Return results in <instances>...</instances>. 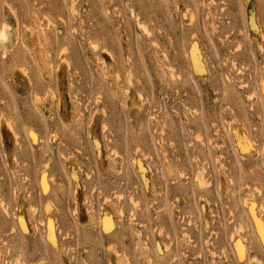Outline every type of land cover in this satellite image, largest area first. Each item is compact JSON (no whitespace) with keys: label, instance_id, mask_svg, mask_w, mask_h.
Instances as JSON below:
<instances>
[{"label":"rangeland","instance_id":"1","mask_svg":"<svg viewBox=\"0 0 264 264\" xmlns=\"http://www.w3.org/2000/svg\"><path fill=\"white\" fill-rule=\"evenodd\" d=\"M2 30L0 264H264V0H0Z\"/></svg>","mask_w":264,"mask_h":264},{"label":"bare ground","instance_id":"2","mask_svg":"<svg viewBox=\"0 0 264 264\" xmlns=\"http://www.w3.org/2000/svg\"><path fill=\"white\" fill-rule=\"evenodd\" d=\"M5 35V32L2 30L1 32H0V36H4ZM3 38V37H2ZM4 38H6V37H4ZM3 40V39H2ZM26 70V69H25ZM26 73V72H25ZM255 221V220H254ZM256 222V226L258 227V229L261 231L262 229H261V227H260V224H259V222L258 221H255ZM261 240H262V242H264V236H263V234H262V236H261ZM241 250V249H240Z\"/></svg>","mask_w":264,"mask_h":264}]
</instances>
